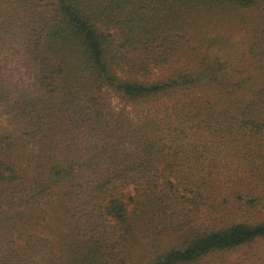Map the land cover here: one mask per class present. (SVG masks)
Returning a JSON list of instances; mask_svg holds the SVG:
<instances>
[{"label": "trees", "instance_id": "obj_1", "mask_svg": "<svg viewBox=\"0 0 264 264\" xmlns=\"http://www.w3.org/2000/svg\"><path fill=\"white\" fill-rule=\"evenodd\" d=\"M0 54V264H264V0H0Z\"/></svg>", "mask_w": 264, "mask_h": 264}, {"label": "rangeland", "instance_id": "obj_2", "mask_svg": "<svg viewBox=\"0 0 264 264\" xmlns=\"http://www.w3.org/2000/svg\"><path fill=\"white\" fill-rule=\"evenodd\" d=\"M11 38V37H10ZM11 58V57H10ZM5 63V60L3 59V56L2 54H0V65L3 64L4 68H6L7 70H9V73L12 74L14 77L17 78V76H19V72H15L13 71V69L11 68L10 64H4ZM161 74H160V71H157V70H154L153 72H151L150 74V77L151 78H157L159 77ZM130 192H132L131 188L128 189Z\"/></svg>", "mask_w": 264, "mask_h": 264}]
</instances>
